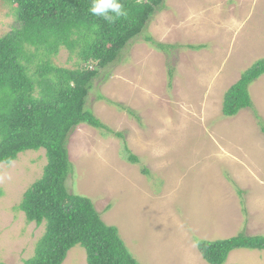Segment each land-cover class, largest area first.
Returning <instances> with one entry per match:
<instances>
[{"label": "rangeland", "instance_id": "1", "mask_svg": "<svg viewBox=\"0 0 264 264\" xmlns=\"http://www.w3.org/2000/svg\"><path fill=\"white\" fill-rule=\"evenodd\" d=\"M11 15L0 0V36L16 25ZM146 35L178 48L155 50ZM261 59L264 0H166L95 81L87 106L123 138L80 126L69 143L68 188L93 201L139 264H208L196 240L264 235V75L249 87L252 109L222 113L225 93ZM52 60L75 68L66 49ZM47 163L40 150L0 164V264H24L45 233L18 207ZM63 264H87L85 249L73 248ZM227 264H264V252L236 250Z\"/></svg>", "mask_w": 264, "mask_h": 264}, {"label": "trees", "instance_id": "2", "mask_svg": "<svg viewBox=\"0 0 264 264\" xmlns=\"http://www.w3.org/2000/svg\"><path fill=\"white\" fill-rule=\"evenodd\" d=\"M2 1L10 6L16 25L0 36V164L10 165L28 151L45 150L48 160L42 177L18 207L28 224L46 226L34 256L24 264H63L77 246L85 249L87 264H139L118 228L103 221L93 201L70 192L74 167L69 143L82 125L123 138L93 114L88 98L101 74L108 77L106 71L122 61L127 47L145 35L151 20L166 8V0H120L127 16L112 24L89 12L92 0ZM146 41L166 53L178 48L156 43L148 35ZM62 49L76 59L74 69L54 64L52 57ZM263 75L264 59L240 75L224 95V117L235 118L253 108L249 87ZM117 106L138 119L128 108ZM126 152L129 163H140ZM196 246L208 264H227L236 250L264 252V235L196 240Z\"/></svg>", "mask_w": 264, "mask_h": 264}, {"label": "clouds", "instance_id": "3", "mask_svg": "<svg viewBox=\"0 0 264 264\" xmlns=\"http://www.w3.org/2000/svg\"><path fill=\"white\" fill-rule=\"evenodd\" d=\"M89 12L93 16L101 17L109 24L127 16V11L120 0H92Z\"/></svg>", "mask_w": 264, "mask_h": 264}]
</instances>
